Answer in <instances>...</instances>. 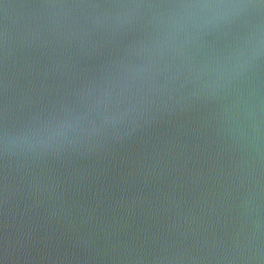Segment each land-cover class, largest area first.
Segmentation results:
<instances>
[{
	"label": "water",
	"instance_id": "obj_1",
	"mask_svg": "<svg viewBox=\"0 0 264 264\" xmlns=\"http://www.w3.org/2000/svg\"><path fill=\"white\" fill-rule=\"evenodd\" d=\"M0 264H264V0H0Z\"/></svg>",
	"mask_w": 264,
	"mask_h": 264
}]
</instances>
